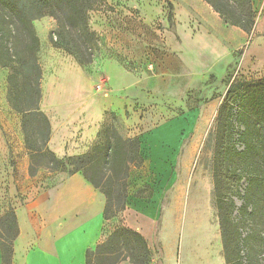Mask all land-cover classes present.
Returning a JSON list of instances; mask_svg holds the SVG:
<instances>
[{"label":"rangeland","instance_id":"374dc122","mask_svg":"<svg viewBox=\"0 0 264 264\" xmlns=\"http://www.w3.org/2000/svg\"><path fill=\"white\" fill-rule=\"evenodd\" d=\"M252 3L255 25L247 33L228 25L204 0H95L89 15L99 49L87 66H80L72 55L53 47L50 36L57 30L54 18L44 16L33 22L40 39V109L49 111L46 116L50 125L72 122L77 128L62 159L88 155L100 141L99 135H105V128L111 125L124 137H139L142 143L144 163L130 169L127 200H122L126 205L121 212H115L119 204L117 187L113 189L109 219L102 229L104 241L117 227L124 226L123 220H135L134 214L125 212L134 195L146 201L138 209L159 220L158 263L226 264L215 196L216 135L228 86L233 81L264 80V0ZM191 27L197 28L194 36ZM210 52L220 59L212 62ZM107 61L146 91L132 96L125 106L131 137L111 111L105 113L96 135H84V127L93 124L87 118L96 114L92 100L108 94L110 74L100 70ZM108 71L113 73L111 68ZM9 73V69L0 67V170L13 164L10 148L4 146L7 137L20 134L26 145L23 116L8 102ZM99 85L106 91H101ZM72 89L81 92L79 98L87 99L88 111L79 113L68 107L74 99L69 98L74 95ZM5 124L11 129H5ZM29 131V138L42 146L41 135ZM239 132L237 128V143ZM237 147L242 149L241 144ZM37 161L35 168L44 162ZM68 170L50 172L42 167L29 190L22 191L17 185L12 196L7 187L0 193V214L41 189L61 183L69 176ZM222 177L219 180L226 182V174ZM100 187L108 188L102 182ZM246 187L247 181L243 180L231 192L235 215L242 213ZM239 224L244 237H252L255 229L263 230L264 237V219L246 217ZM249 244L251 249L256 246L255 250H260L257 256H264V248L258 249L254 240L250 239Z\"/></svg>","mask_w":264,"mask_h":264},{"label":"trees","instance_id":"16d2710c","mask_svg":"<svg viewBox=\"0 0 264 264\" xmlns=\"http://www.w3.org/2000/svg\"><path fill=\"white\" fill-rule=\"evenodd\" d=\"M95 0H0V67L10 70L8 102L23 116L26 148L30 152L31 177L38 169L50 172L68 170L69 176L81 172L100 190L107 203L104 219L108 221L117 187V208L124 210L131 167L144 163L139 137L127 138L115 126L105 128L88 155L58 158L48 148L51 125L40 109L42 69L37 54L40 39L33 22L44 16L54 18L57 30L50 36L53 47L72 55L80 66L91 64L99 49L97 34L90 27V11ZM230 26L250 33L255 25L252 0H204ZM31 127V128H30ZM240 128L238 143L236 129ZM41 135L42 146L29 138V130ZM215 156L216 206L219 211L226 264H264L260 250L251 249L250 239L258 249L264 248L263 230L255 229L252 237L241 233L240 220L264 219V80L252 83L233 81L219 110ZM241 144L242 149H238ZM32 153V154H31ZM44 161L34 167V162ZM226 174V182L219 178ZM221 175V176H220ZM223 178V177H222ZM221 178V179H222ZM229 178V179H228ZM247 181L242 213L235 215L236 203L231 192ZM104 183L108 188L100 189ZM122 196V197H121ZM19 236L17 215L13 208L0 216L1 264H13L14 245ZM152 264L148 243L139 232L117 227L105 241L86 252L87 264Z\"/></svg>","mask_w":264,"mask_h":264},{"label":"crops","instance_id":"0c3cea01","mask_svg":"<svg viewBox=\"0 0 264 264\" xmlns=\"http://www.w3.org/2000/svg\"><path fill=\"white\" fill-rule=\"evenodd\" d=\"M196 29L195 27L190 29L193 36L197 34ZM215 56L216 53L210 52L209 57L212 62L220 59L217 57L215 59ZM112 65L115 64L107 61L100 67V70L104 69L110 74L111 81L107 84L108 94L92 100L96 111L93 117L95 120L93 121L92 117L87 118L91 119L90 122L93 124L84 127V135H96L103 123L105 113L111 111L118 115L126 135L131 137L125 122V106L129 104L128 101L132 96L144 95L146 91L142 85L133 83L127 73H121L118 68L111 67ZM110 68L113 69L112 74L108 71ZM72 91L74 95L69 98L74 99L70 101L68 107L72 111L75 108L79 113L88 111L87 99L79 98L81 92L78 89ZM42 111L46 115L49 113L44 107ZM5 125V129H11L9 124ZM61 125L51 123V137L48 143L49 149L60 158L66 155L67 143L75 136L77 130L72 122H62ZM4 146L10 148L13 164L8 168L4 167V171L0 170V193L6 192L9 187L12 196L16 193L17 185L22 191L29 190L30 185L37 182L38 176L31 177L29 174V150L23 138H20V134L17 137H7ZM154 201H151V204ZM144 202L146 203L143 199L135 198L134 195L130 197L125 212L134 214L135 220H123V225L145 237L151 250L152 264H160L155 259L159 220L155 215L138 209ZM106 203L105 195L91 185L81 172H78L66 177L61 183L41 189L34 197L16 205L13 209L17 215L19 236L14 245L13 264H87V250L94 249L104 241L102 229L105 225ZM153 206H156V202ZM118 264L131 263L121 261Z\"/></svg>","mask_w":264,"mask_h":264},{"label":"built area","instance_id":"2783aa9c","mask_svg":"<svg viewBox=\"0 0 264 264\" xmlns=\"http://www.w3.org/2000/svg\"><path fill=\"white\" fill-rule=\"evenodd\" d=\"M103 83H106V82H105V81H103ZM98 88H99L101 91H103V92H105V91H106V89H105V88H103V89H102L100 85L98 86Z\"/></svg>","mask_w":264,"mask_h":264}]
</instances>
